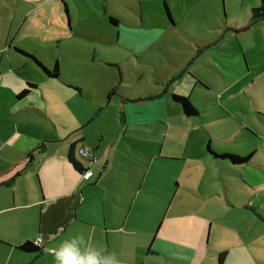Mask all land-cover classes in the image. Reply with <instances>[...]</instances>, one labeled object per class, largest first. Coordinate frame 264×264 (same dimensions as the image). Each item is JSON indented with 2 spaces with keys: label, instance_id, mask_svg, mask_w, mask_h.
<instances>
[{
  "label": "crops",
  "instance_id": "1",
  "mask_svg": "<svg viewBox=\"0 0 264 264\" xmlns=\"http://www.w3.org/2000/svg\"><path fill=\"white\" fill-rule=\"evenodd\" d=\"M60 1L0 0V264H54L45 249L78 235L121 264H219L223 252V264H264V92L251 95L253 109L230 108L227 97L214 117L186 116L173 95L206 111L216 68L192 49L171 57L169 0H146L152 10L103 0L100 22L48 11ZM214 39L208 31L200 41ZM243 53L248 69L214 57L229 77H258ZM116 92L101 121L104 96L112 103ZM82 145L91 158L77 154ZM213 153L251 157L234 164ZM39 238L38 251L20 248Z\"/></svg>",
  "mask_w": 264,
  "mask_h": 264
},
{
  "label": "rangeland",
  "instance_id": "2",
  "mask_svg": "<svg viewBox=\"0 0 264 264\" xmlns=\"http://www.w3.org/2000/svg\"><path fill=\"white\" fill-rule=\"evenodd\" d=\"M64 2L67 5L66 9L63 4L60 3L61 5H59L57 2L53 5H47V9L52 13H95L92 16L96 19V22H100L97 17H102L105 13L103 0H81L80 2L77 0H64ZM142 3L145 4V10H150L151 5L154 4V2L150 1L149 3L151 5H149L146 0H143ZM164 3L167 4V2L163 0L161 2V8H164ZM169 3L171 4V11L173 13V16L171 15L172 19L176 21V29L173 32V37H175L177 41L176 45H173L172 49H170L174 52L171 54L168 49L166 52H163L161 58L169 59L170 54L171 57L174 56L179 58L185 53L189 55L192 49V53L194 54L193 58L211 56L213 65H215L216 68V70H214L215 72H210L211 74L208 76L209 82L213 87L211 90L212 92L209 91L208 109L202 112L205 108L204 104H202V100L200 101L197 98L191 99V103L196 106V109L199 111L198 115L205 117L216 116L212 114L216 108L221 106L222 102L226 101L227 97L230 108L237 109L241 108L243 105H249L253 109L251 95L264 92V19H252V9L260 4V0H169ZM138 4L139 0H135V5ZM29 6H31V4H23V13H26V9ZM136 18H139V16ZM209 25L215 27L210 28ZM100 26L106 27V20L101 21ZM208 31L211 35L215 36L214 41L205 43L200 41L201 37L206 36ZM77 41L82 42V40ZM85 43L87 44V41H85ZM243 48L245 49L247 57L255 59L253 63L256 64L254 67L259 70L258 77L256 75L257 72L251 74L248 76V79L245 80H241L240 77H236L237 79L232 76L229 77L227 74L229 69L223 67L218 59L214 57L220 54L224 56L225 59L230 60L231 70H233V63H236L238 67L242 66L248 69L249 65L243 53ZM181 52L183 54L179 56ZM143 58L144 54H140L139 59L143 60ZM226 63L227 62H225V64ZM201 65L204 70H211L206 64L201 63ZM231 74L237 75L235 72H231ZM224 75L227 76L224 77ZM115 81L118 91L123 90L119 82H117V78ZM141 81L142 80H140V83L135 82L131 85L135 89L140 88L139 86H144L146 80ZM111 82L112 81L104 84L109 85ZM225 88H227L226 91H224ZM116 93L111 95L113 97L112 103H109L108 97L104 96L103 102L106 107L103 109V114L100 118L101 121L106 122L107 113L111 114L110 109L113 108L112 106H114L117 101L116 95H119V92ZM212 102L215 103L212 104ZM243 115L247 121L249 116H252L254 120L256 118L255 114L248 115L247 113H243ZM203 119V125L205 126L215 127L216 125L218 127L220 124L219 120L209 121L206 118ZM118 120L120 122L122 121V114H120ZM235 145L242 144L235 143Z\"/></svg>",
  "mask_w": 264,
  "mask_h": 264
},
{
  "label": "clouds",
  "instance_id": "3",
  "mask_svg": "<svg viewBox=\"0 0 264 264\" xmlns=\"http://www.w3.org/2000/svg\"><path fill=\"white\" fill-rule=\"evenodd\" d=\"M38 242L43 243L42 240ZM45 250L53 257L54 264H121L115 252L92 246L82 235Z\"/></svg>",
  "mask_w": 264,
  "mask_h": 264
},
{
  "label": "trees",
  "instance_id": "4",
  "mask_svg": "<svg viewBox=\"0 0 264 264\" xmlns=\"http://www.w3.org/2000/svg\"><path fill=\"white\" fill-rule=\"evenodd\" d=\"M64 7L66 9V4L65 3H64ZM168 16H169V13H168ZM252 19L253 20L264 19V0H260V4L258 6H256V7H253V9H252ZM111 21H115V20L113 18H111ZM41 67L51 77H57L58 74H59V70H58V66L57 65L53 68V70H48L42 65H41ZM26 94H27V90H24L18 95V97H23ZM173 100L175 102H177L181 106V108L183 110V113L186 116L191 117V116H195V115L198 114V110L190 102L189 98L174 94L173 95ZM72 151H73V147H72ZM213 155L215 157H217V158L228 159L234 164H244V163L248 162L250 157H251V154L247 155V156H238V155L230 154V153H223L221 155L213 153ZM70 160L75 164L74 157H73L72 154L70 155ZM20 248L23 249V250L32 251V252L39 250L34 244H32L30 242L25 243ZM224 254H225L224 252L221 253L220 258H219V264H223Z\"/></svg>",
  "mask_w": 264,
  "mask_h": 264
},
{
  "label": "built area",
  "instance_id": "5",
  "mask_svg": "<svg viewBox=\"0 0 264 264\" xmlns=\"http://www.w3.org/2000/svg\"><path fill=\"white\" fill-rule=\"evenodd\" d=\"M77 154L82 158H91L92 157V150L88 146H78L77 147ZM93 172L88 168L86 169L85 173L82 174V178L84 180H88L92 177ZM38 240H41L40 238L37 239V241L34 243L35 246H38L40 243Z\"/></svg>",
  "mask_w": 264,
  "mask_h": 264
}]
</instances>
